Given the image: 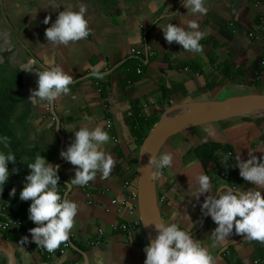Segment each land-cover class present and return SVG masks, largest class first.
<instances>
[{
	"label": "crops",
	"instance_id": "crops-1",
	"mask_svg": "<svg viewBox=\"0 0 264 264\" xmlns=\"http://www.w3.org/2000/svg\"><path fill=\"white\" fill-rule=\"evenodd\" d=\"M79 2L65 0L64 4L61 0L55 10L49 0H0V135L10 138L8 147L0 145V149L15 152L17 160L9 163L10 169H20L10 174L0 195V222L6 217L3 206L7 216L21 221L14 234L0 229V264H9L12 258L5 241L12 245L15 264H144V249L149 244L144 227L122 229L124 223L141 220L137 197L141 145L133 133L134 121L139 117L160 120L167 111L175 114L191 102L264 94V32L250 35L264 21V0H206L208 12L198 16L187 13L181 0H88L90 34L69 45L53 46L47 41L46 28L59 11L76 8ZM49 15L52 20L45 24ZM190 19H197L206 33L202 53L170 44L164 36L161 26L167 22L187 28ZM147 45L153 53L132 52V48ZM32 58L38 62L33 69L59 64L73 77L71 91L61 94L50 108L46 102L34 105L29 99L38 87V74L22 66ZM93 69L105 75L93 76ZM259 69L262 73L257 77ZM99 85L106 86L105 93ZM108 121H112L111 128ZM99 123L111 137L102 147L116 158L113 172L107 179L98 172L94 181L69 190L66 183H71L78 166L60 153L81 125ZM208 127L216 135L205 140ZM210 141L228 145V150L240 153L244 160L250 150L264 158V114L203 124L168 139L160 153L172 152L174 165L157 169L156 174L163 220L191 231L210 249L216 264H255L264 258V242L233 232L222 244L215 243L211 232L217 224L201 210L205 196L211 193L199 199L192 196L190 181L195 183L201 171L212 178L213 191L222 184L245 190L256 187L240 176L236 156L233 163L224 164L227 153L219 151L216 159L205 164L195 148ZM39 153L59 165L60 193L82 206L71 230L73 244L64 255L49 256L31 240L29 229L36 226L29 219L32 201L20 198L31 171L28 159L34 160ZM230 164L236 173L226 181L220 171ZM127 181L133 184L128 187ZM124 196L129 199L120 210L121 204L112 200ZM101 229L102 242L88 246V240L98 238ZM24 236L30 241L24 244L27 251L20 245Z\"/></svg>",
	"mask_w": 264,
	"mask_h": 264
},
{
	"label": "clouds",
	"instance_id": "clouds-1",
	"mask_svg": "<svg viewBox=\"0 0 264 264\" xmlns=\"http://www.w3.org/2000/svg\"><path fill=\"white\" fill-rule=\"evenodd\" d=\"M61 0H49L53 9L60 8ZM65 4V0H63ZM181 3L188 9L187 13L193 16L207 14L206 0H181ZM88 0H80L76 8L65 7L51 26L46 28L47 41L53 46L69 45L71 42L86 38L91 28L87 18ZM160 19H166L161 17ZM52 20L51 15L45 17L44 23ZM166 40L171 44L176 42L182 45L183 49L194 53H202L203 45L201 40L206 33L200 29L197 19H190L187 28L181 24H174L171 21L161 26ZM35 58L27 61L22 69L37 71L38 87L32 89L29 97L31 102L39 104L46 102L49 105L55 104L61 94L71 91L70 85L73 77L63 67L56 64L52 67L39 66ZM91 75L103 77L105 74L98 69H93ZM207 136L214 137L216 131L212 127L205 129ZM9 137L0 135V145L8 147ZM111 139L103 123L89 126L81 125L75 131V138L62 150L60 155L75 168V176L66 183L68 189L73 186H85L97 178L99 172L101 178L107 179L116 165V158L111 152L103 150V145ZM249 151V158L244 160L240 153L236 156V166L240 170V176L251 182L256 187L245 190L234 188L228 184H222L213 191L212 178L205 172H199L195 177V183L190 181L192 196L197 199L202 194L211 193L205 196L201 210L205 216L210 215L217 224L212 230V238L217 244H222L235 232L244 234L246 239L259 240L264 242V158ZM17 155L13 151L0 149V195L3 193L5 184L11 173L19 172V168H9V163H15ZM27 166L31 171L25 177V186L20 192L22 200L31 199L29 207V219L36 223V226L29 229L32 233L31 240L38 244V247L54 252L62 243L69 240L81 205L69 199L67 194L62 195L58 190L60 176L59 165L48 162L41 153L35 156L34 160ZM229 159L222 163L227 164ZM150 162L156 169H163L174 165V154L163 152L159 155H152ZM16 188L11 189V195H15ZM157 235L145 246L146 259L144 264H216V258L210 249L202 246L191 231L180 227L176 222L168 223L163 219L155 222ZM29 241L24 236L20 242L21 249L27 251L24 244ZM9 264L13 260L9 257Z\"/></svg>",
	"mask_w": 264,
	"mask_h": 264
},
{
	"label": "water",
	"instance_id": "water-1",
	"mask_svg": "<svg viewBox=\"0 0 264 264\" xmlns=\"http://www.w3.org/2000/svg\"><path fill=\"white\" fill-rule=\"evenodd\" d=\"M181 106V110L175 114L170 113L173 110L167 111L150 130L140 147L138 201L141 221L149 243L157 235L155 222L163 219L156 191L157 169L150 162L151 156L159 155L170 137L186 129L246 114H264V94H246ZM3 243L8 245L15 264L12 245L8 241Z\"/></svg>",
	"mask_w": 264,
	"mask_h": 264
},
{
	"label": "built area",
	"instance_id": "built-area-1",
	"mask_svg": "<svg viewBox=\"0 0 264 264\" xmlns=\"http://www.w3.org/2000/svg\"><path fill=\"white\" fill-rule=\"evenodd\" d=\"M257 32H264V21L257 24L255 30L252 31L250 33V35L254 36ZM132 52L137 54V55H141L144 52H147L149 54L153 53L150 45H147L146 47H141V48H136V47L132 48ZM261 64L264 65V59L261 60ZM140 71L141 70H139V72ZM47 106L50 108L51 105L47 104ZM107 126L109 128H111L113 126L112 121H108ZM226 153H227V158L229 159L228 162L233 163L235 160L234 152L232 150H228ZM9 168H11L10 164H9ZM221 176L226 181L229 180L230 178H232V176L227 172H222ZM131 184H133V183H131L130 181H127L125 183V185L128 187L131 186ZM137 197H138V195H137ZM128 199H129L128 196H124L123 199H113L112 203L113 204H117V203L121 204V208H120V210H121L122 207L126 206ZM2 209H3V215H5L6 217H5V219L1 220V222H0L1 231L10 232L12 234L16 233L18 231V229L20 228L21 221L16 217L7 216V213L5 211L6 206H3ZM137 226H140V227L143 226L141 220H137L133 224L124 223L122 225V229L129 230V229H131L133 227H137ZM103 233H104V231H103V229H101L100 235L98 236V238L88 240V242H87L88 246H94L96 244L101 243ZM72 244H73L72 234H70L69 240L67 242L62 243L61 247L57 248L54 252H48L44 248H42V250L44 253H46L49 256H53V255H57V254L58 255H64L67 252V250L72 246ZM255 264H264V258L255 261Z\"/></svg>",
	"mask_w": 264,
	"mask_h": 264
},
{
	"label": "trees",
	"instance_id": "trees-1",
	"mask_svg": "<svg viewBox=\"0 0 264 264\" xmlns=\"http://www.w3.org/2000/svg\"><path fill=\"white\" fill-rule=\"evenodd\" d=\"M262 73V69H259L257 72V77ZM99 88L102 92L105 93L106 86L99 85ZM159 121L158 117L153 118H142L139 117L136 121H134L133 124V133L137 136L138 142L141 145L147 136V134L150 132V130L154 127V125ZM229 149L228 145L220 144L217 142H205L201 145L197 146L195 148V152L199 156V158L207 164L208 161L214 160L217 157V153L219 151L227 152ZM222 172H227L231 175L236 173L235 168L233 165L226 166L222 171H220V174Z\"/></svg>",
	"mask_w": 264,
	"mask_h": 264
}]
</instances>
